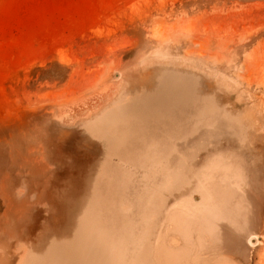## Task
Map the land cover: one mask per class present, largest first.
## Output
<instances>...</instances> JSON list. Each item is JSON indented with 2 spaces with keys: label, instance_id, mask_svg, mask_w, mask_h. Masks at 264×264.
<instances>
[{
  "label": "rangeland",
  "instance_id": "1",
  "mask_svg": "<svg viewBox=\"0 0 264 264\" xmlns=\"http://www.w3.org/2000/svg\"><path fill=\"white\" fill-rule=\"evenodd\" d=\"M0 264H264V0H0Z\"/></svg>",
  "mask_w": 264,
  "mask_h": 264
},
{
  "label": "trees",
  "instance_id": "2",
  "mask_svg": "<svg viewBox=\"0 0 264 264\" xmlns=\"http://www.w3.org/2000/svg\"><path fill=\"white\" fill-rule=\"evenodd\" d=\"M47 72H51V70L50 71L48 70ZM55 76H57V75H55Z\"/></svg>",
  "mask_w": 264,
  "mask_h": 264
}]
</instances>
